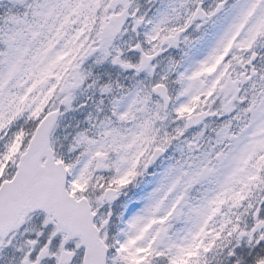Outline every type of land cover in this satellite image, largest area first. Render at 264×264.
I'll use <instances>...</instances> for the list:
<instances>
[{"label": "snow or ice", "instance_id": "6c2138e0", "mask_svg": "<svg viewBox=\"0 0 264 264\" xmlns=\"http://www.w3.org/2000/svg\"><path fill=\"white\" fill-rule=\"evenodd\" d=\"M0 264H264V0H0Z\"/></svg>", "mask_w": 264, "mask_h": 264}]
</instances>
